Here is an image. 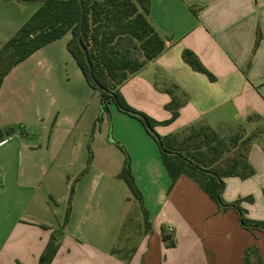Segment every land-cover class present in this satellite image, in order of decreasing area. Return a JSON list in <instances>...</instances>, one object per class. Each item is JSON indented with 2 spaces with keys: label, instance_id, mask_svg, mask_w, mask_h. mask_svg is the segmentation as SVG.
Masks as SVG:
<instances>
[{
  "label": "crops",
  "instance_id": "crops-1",
  "mask_svg": "<svg viewBox=\"0 0 264 264\" xmlns=\"http://www.w3.org/2000/svg\"><path fill=\"white\" fill-rule=\"evenodd\" d=\"M150 20L165 41V51L120 88L123 98L157 121L161 136L181 139L204 124L224 138L256 135L249 154L254 175L226 178L223 197L229 203L242 200L248 218L264 221V0H152ZM19 23L7 27L8 39L20 30ZM65 37L68 45L71 34ZM185 50L195 53L215 79L185 62ZM65 52L73 56L68 49ZM72 58L69 77L75 82L69 88L85 101L97 95L100 112L99 94ZM18 66L0 91V129L12 124L10 112L14 114L22 101L20 76L14 77ZM173 97L178 116L164 124L173 116L169 108ZM111 110L119 122L118 139L129 149L150 227L140 208L142 219H135L133 231L123 237L127 219L132 220L125 209L132 193L128 195L125 187L119 190V182H124L118 178L120 172L95 173L92 162L76 183L71 216L51 264H246V251L252 247L264 263V232L243 228L235 210L221 209L192 179L182 176L172 185L157 140L136 118L126 119L116 105ZM45 112L51 115L50 108ZM59 123L58 133H64L70 146V160L64 166L54 167L47 155L32 153L31 147L25 148L24 167L12 155L1 156L16 133L0 144V264H39L53 231L64 225L71 186L86 168L71 169L83 153L85 133L77 145V120ZM58 137L51 143L56 144ZM121 237L126 242L123 250L116 248Z\"/></svg>",
  "mask_w": 264,
  "mask_h": 264
},
{
  "label": "trees",
  "instance_id": "trees-1",
  "mask_svg": "<svg viewBox=\"0 0 264 264\" xmlns=\"http://www.w3.org/2000/svg\"><path fill=\"white\" fill-rule=\"evenodd\" d=\"M151 7L152 0H82V3L80 0L43 1L42 6L20 30L4 46H0V91L5 78L16 66L45 46L71 34L68 50L89 85L99 94L101 112L110 119L111 105H116L119 110L145 126L148 133L163 146L162 160L172 179V185L182 176L192 179L221 209L235 210L243 228L251 232H264V221L248 218L241 206L242 200L229 203L223 197L226 178L247 179L254 175L249 154L256 135L236 133L224 138L215 129L204 124L191 128L181 139L176 135L161 136L156 131L157 121L130 106L123 98L120 88L149 61L159 57L166 48L164 39L150 20ZM83 12L81 42L89 55L91 66L77 39ZM131 49H135L137 54ZM183 59L196 71L215 79L192 51L185 50ZM177 107L178 103L173 97L169 106L173 116L164 124H170L177 118ZM143 118L148 120L149 128ZM14 134L13 128L0 129V144ZM119 147L124 149L126 160L118 178L126 183L138 201L145 223L150 227L149 212L132 171V160L125 146ZM92 162L93 151L89 144L88 164L71 186L64 225L53 231L39 264H51L56 257L71 216L76 183L89 172ZM164 239L167 237L164 236ZM258 254L255 247L249 248L245 263L264 264Z\"/></svg>",
  "mask_w": 264,
  "mask_h": 264
},
{
  "label": "rangeland",
  "instance_id": "rangeland-1",
  "mask_svg": "<svg viewBox=\"0 0 264 264\" xmlns=\"http://www.w3.org/2000/svg\"><path fill=\"white\" fill-rule=\"evenodd\" d=\"M41 6L42 2L37 1L0 0V46H4L9 41L10 31L7 27H12L15 22L26 23ZM17 7L23 10H18ZM67 39L68 37H64L55 46L46 48L40 54L24 62L22 66H18L14 77L20 76L18 82L22 101L18 102L16 114L10 112L12 124L4 128L15 129L16 138L11 139L9 144L1 149V156L4 152L7 156L12 155L11 157L16 158V162L24 167L27 162L25 148L31 147L33 149L31 151H34L32 153H37L40 156L47 155L48 161L54 167L58 164L64 166L70 160L68 159L70 146H66L67 137L64 133L63 135L58 133L56 125L57 122L63 124L64 121L74 118L79 125L74 133L78 140V143L75 144L78 145L82 142L81 135L85 133L83 141L85 146L83 153L80 154L81 158L78 159V162L74 161L77 163L76 167L71 168L74 169L72 172H77L79 168H83V165L87 166L89 144L93 151L95 173L96 171L121 172L126 154L124 149L119 147L120 145L125 146V144L119 141L118 134L115 132V127L119 122L115 117L109 119L101 110L98 111L99 99L97 95L85 101V98L72 93L69 86H72L75 81L73 77L70 79L69 74L73 72L71 66L74 65V60L73 56L71 57L65 52V49H68ZM63 50L64 52H62ZM131 50L137 54L135 49ZM65 57L68 58L65 59ZM46 107L50 108L51 115H47L45 112ZM122 115L127 117L126 119L133 118L127 114ZM55 136H59V141L56 144L51 143V139ZM125 149L130 156L127 146ZM24 181L26 182V179H23ZM119 183L122 184L119 186V190L125 187L126 193L130 195L131 192L127 185L121 181ZM54 199L53 197L49 198L51 205L55 206ZM127 202L125 209L129 211V217L132 220L128 222L129 218L127 219L122 230L125 232L123 237L127 230L130 229L127 234L131 233V230L133 231L135 219L136 222L142 219L139 204L132 195L130 200L127 199ZM61 209L63 210L62 207H58L57 211ZM58 216L54 217L57 219ZM123 237L116 242L117 249L125 248L126 242Z\"/></svg>",
  "mask_w": 264,
  "mask_h": 264
},
{
  "label": "water",
  "instance_id": "water-1",
  "mask_svg": "<svg viewBox=\"0 0 264 264\" xmlns=\"http://www.w3.org/2000/svg\"><path fill=\"white\" fill-rule=\"evenodd\" d=\"M14 1H19V2H28V1L43 2V1H45V0H14ZM80 1H81V3H82V0H80ZM82 5H83V4H82ZM83 16H84V12H83V14H82V19H81L80 29H79V32H78V35H77V39H78V41H79V43H80L82 49L85 51V53H86V57H87V61H88L89 65L91 66V62H90L89 55H88V53H87L85 47L83 46V44H82V42H81V36H82V31H83V23H84ZM91 75H92V77H93V72H91ZM143 120H144V123H145L146 127L149 128V127H150V124H149L148 120H147L146 118H143ZM160 146H161V148L163 149V146H162V145H160Z\"/></svg>",
  "mask_w": 264,
  "mask_h": 264
},
{
  "label": "built area",
  "instance_id": "built-area-1",
  "mask_svg": "<svg viewBox=\"0 0 264 264\" xmlns=\"http://www.w3.org/2000/svg\"><path fill=\"white\" fill-rule=\"evenodd\" d=\"M172 231H173V229H172V228H170V229H169V232L171 233Z\"/></svg>",
  "mask_w": 264,
  "mask_h": 264
}]
</instances>
